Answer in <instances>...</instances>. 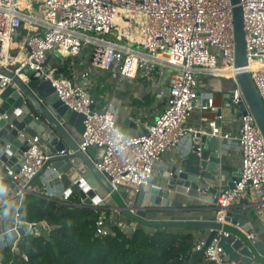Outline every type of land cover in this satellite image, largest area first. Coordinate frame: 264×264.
<instances>
[{"label":"built area","instance_id":"obj_1","mask_svg":"<svg viewBox=\"0 0 264 264\" xmlns=\"http://www.w3.org/2000/svg\"><path fill=\"white\" fill-rule=\"evenodd\" d=\"M33 1L0 0V68L24 83L30 81L31 73L43 76L68 107L85 114L84 141L78 149L85 152L92 145L105 148L102 161L95 165L109 176L114 188L126 185L138 191L150 184L162 157L178 149L185 137L192 138V148L202 149L201 142L195 141L200 132L220 137L226 147L237 148L241 154V175L235 186L216 196L218 221L225 222L227 208L245 198L247 192L264 190V134L238 78L241 71H249L264 101V67L253 66V62L264 65V0L239 1L245 32V66L237 64L231 0H37L41 2L38 13ZM22 29H26L24 35ZM87 45L91 48L90 66L83 72L73 71L67 77L48 66L50 53L74 57ZM228 66L234 69L233 74L219 72ZM26 67L29 72L24 71ZM113 67L126 79L143 78L165 101L153 123L146 125V132L127 135L122 131L111 101L97 108L90 91L91 74ZM202 75L231 79V102L246 105L247 112L239 116L235 134L223 131V115L217 113L213 94L199 92ZM8 84L20 91L13 77L0 72V90ZM194 111L201 112L208 129L189 123ZM207 112L212 115L207 116ZM29 141L25 163L11 181L20 204L11 227L0 231V236L13 233L8 243L13 250L18 249L20 228L34 235L45 236L50 231L46 221L22 219L19 208L27 193L44 195L32 179L60 153L46 152L39 136ZM95 205L101 206L98 202ZM110 232L107 217L100 215L97 233ZM211 233L210 239H199L195 249L216 264H238L227 259L224 248V239L230 232L218 229ZM248 236L255 240L258 232L251 230ZM22 255L28 258L26 253Z\"/></svg>","mask_w":264,"mask_h":264},{"label":"water","instance_id":"obj_2","mask_svg":"<svg viewBox=\"0 0 264 264\" xmlns=\"http://www.w3.org/2000/svg\"><path fill=\"white\" fill-rule=\"evenodd\" d=\"M239 1L231 0L236 59L238 66H245V32ZM24 71L29 72V68L26 67ZM0 72L13 77L21 91L9 84L0 90V179L12 181L13 174L25 163L29 140L39 136V143L46 152L60 154L52 157L34 176V186L46 187L58 199L61 197L58 194L60 191H64L63 198L76 193L81 200L80 206L99 207L95 205L98 202L129 220L149 227H188L204 229L208 233L218 229L227 230L230 235L224 239V248L228 260L238 264H264V190L228 207L225 222L218 221L216 206L211 209L210 215L197 219L164 220L149 217L151 212L181 206L183 200L175 199L176 194L185 195L182 199L198 198L206 204L212 201L216 205V196L222 190L235 186L241 168H231L224 157L220 137L199 132L195 141L201 142L202 149L194 147L183 155L172 173L158 185L148 184L138 191L126 185L114 188L107 179L108 175L100 172L95 165L102 161L105 148L92 145L85 152L78 149V145L84 141L85 114L68 107L59 98L51 81L37 73H31L30 81L24 83L3 68H0ZM238 78L248 106L264 134V101L249 71H241ZM230 96V92L226 93L223 105L217 107V113L223 115V121H232L247 112L244 103L234 105ZM118 126L125 133H128L129 126L138 128L135 122L127 120L118 123ZM139 130L146 132L147 128ZM49 173L55 174V184L49 180ZM251 230L258 232L257 239L248 236ZM19 231L21 235L26 234L24 228Z\"/></svg>","mask_w":264,"mask_h":264},{"label":"trees","instance_id":"obj_3","mask_svg":"<svg viewBox=\"0 0 264 264\" xmlns=\"http://www.w3.org/2000/svg\"><path fill=\"white\" fill-rule=\"evenodd\" d=\"M26 31V29H24ZM76 193L66 198L27 193L20 217L46 221L48 235L26 233L18 249H3L1 264H216L195 249L199 236L188 227H149L134 223L125 229L109 216L111 232L97 233L104 207L80 206ZM129 220V219H128ZM212 233L208 237L210 239ZM22 253H26L25 259Z\"/></svg>","mask_w":264,"mask_h":264},{"label":"crops","instance_id":"obj_4","mask_svg":"<svg viewBox=\"0 0 264 264\" xmlns=\"http://www.w3.org/2000/svg\"><path fill=\"white\" fill-rule=\"evenodd\" d=\"M21 33L24 35L26 31L22 29ZM85 55L82 49L81 53L72 57L73 60L69 63V57L63 58L60 54L53 52L49 54L48 66L50 68H55L57 74L68 77L73 71L81 73L89 68L90 58L87 59ZM61 68L62 70H60ZM67 70L68 73L66 72ZM91 79L92 83H97L100 90L99 97L102 99L101 105L105 104L107 101H111L116 107V116L119 123L127 120L128 122H135L138 125V128L129 126L128 131L135 133L140 131V128H144L146 125L153 123L155 118L165 107V101L157 97L156 92L147 85L143 78L138 77L133 80L126 79L119 74L115 67L106 70H95L91 74ZM107 83L111 85V90L103 92L102 90L106 88L104 85ZM167 85L168 81L165 82V88ZM232 87L233 83L231 79L227 77L211 75L200 76L199 92L204 95L212 93L216 107L223 105V98ZM206 115L211 116L212 114L207 112ZM189 123L202 130L208 129L207 122L202 120V114L199 111H194L192 113L189 118ZM238 127V118H234L232 121H223L222 123L223 131L230 134H235L238 131ZM192 144V138L187 136L183 139L178 149L167 152L156 167L150 184H160L162 179L167 177L169 173L175 169L178 160L192 150ZM222 144L224 148V157L229 161L231 168L240 167L241 154L239 150L237 148L229 149L226 147L224 140H222ZM54 175L53 173H49V180L52 181L53 184H55ZM38 187L44 191L43 196L56 197L51 195V191L47 190L46 187ZM15 192L16 188L11 182L0 179V231L9 229L14 222L15 211L20 204V199L15 196ZM63 192L64 191L58 192V194L61 195V199L63 198ZM184 196L183 194H176V196H174L175 199L183 200L181 206L176 205L167 210L151 212L149 217L164 220L197 219L210 215L211 209L216 206L212 201L206 204L203 200H198V198H196V200H188L187 197L182 199ZM105 208L107 207L105 206ZM110 218L125 229L134 228V223H132V221L114 210H111ZM196 233L199 239L208 238L211 234L204 229H198ZM12 235L13 233L9 237L0 236L1 255L3 249L8 246L9 239Z\"/></svg>","mask_w":264,"mask_h":264},{"label":"rangeland","instance_id":"obj_5","mask_svg":"<svg viewBox=\"0 0 264 264\" xmlns=\"http://www.w3.org/2000/svg\"><path fill=\"white\" fill-rule=\"evenodd\" d=\"M33 7H34L35 11L38 13L40 11V9H41V2L40 1H37V0H34L33 1ZM108 38H112V36H108ZM83 54L84 55L86 54L85 56H86L87 59L90 58V56H91V48H90V46H88V45L87 46H84V48H83ZM72 60H73V58L72 57H69V63ZM66 72L68 73V70ZM98 82H99V80H98ZM104 86H106V88L102 90L103 92H106L107 90H111V85L109 83H107ZM90 91H91L92 95L94 96V98H95V100L97 102V108L100 109L101 106H102L101 105L102 104V99L99 97V91L100 90H99V88L97 86V83H95V82L92 83V79H91V90ZM135 133L134 132H131V131H128L127 135H133ZM251 196H253V193L252 192H247L246 193V197H251ZM59 199H61V198H59ZM108 210L110 211L109 214H108V212H107L106 209L105 210H102L101 211L102 212V215H105V216L111 215V210L110 209H108Z\"/></svg>","mask_w":264,"mask_h":264},{"label":"bare ground","instance_id":"obj_6","mask_svg":"<svg viewBox=\"0 0 264 264\" xmlns=\"http://www.w3.org/2000/svg\"><path fill=\"white\" fill-rule=\"evenodd\" d=\"M253 66L254 67H264V65L261 64L260 62H253ZM219 72L224 73L225 75H231L234 73V69L228 66V67L220 69Z\"/></svg>","mask_w":264,"mask_h":264}]
</instances>
